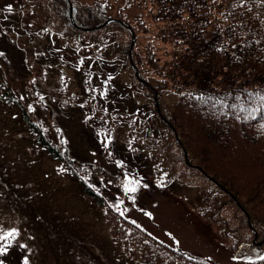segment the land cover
I'll use <instances>...</instances> for the list:
<instances>
[{
  "label": "rangeland",
  "instance_id": "rangeland-1",
  "mask_svg": "<svg viewBox=\"0 0 264 264\" xmlns=\"http://www.w3.org/2000/svg\"><path fill=\"white\" fill-rule=\"evenodd\" d=\"M40 28L42 18L34 5L24 0H0V66H4L0 73L14 98L13 104L7 103L11 101L6 88L0 98V235L12 230L17 233L2 245L6 251L0 255V262L136 264L135 258L112 242L104 217L103 205L107 202L156 237L190 253L219 264H264L262 244L244 250L246 254L259 252V259L233 254L218 226L197 210L198 191L173 180L166 154L165 159L156 155L158 173L152 170L151 137L145 136L131 151L126 142L133 139L123 137L121 141L116 135L121 142L115 138L110 148L117 158L108 157L101 137L84 122L89 116H93L94 125L100 122L97 94H80V77L66 60H80L87 72L92 65L89 57L94 53L99 69L94 66L96 70H91L98 74L96 83L102 84L104 50L101 47L97 53L74 42L71 45L64 38L56 40ZM105 73L111 77L108 84L113 89V106L131 110L142 119L148 117L145 128L165 147L171 141L170 133L152 115L137 111L146 109L149 113L150 101L142 88L133 87L131 73L124 69L116 73L106 69ZM65 75H69L68 82L63 79ZM30 92L36 99L29 97ZM162 96L168 101L177 99L168 91ZM74 100H78L80 109L72 104ZM26 105L36 119L64 130L79 160L96 161L94 175H85L87 171L76 175L74 167H59L60 162L31 152L25 135L18 130L22 119L17 118V109ZM75 166L80 169L82 164ZM126 185L136 191L126 192Z\"/></svg>",
  "mask_w": 264,
  "mask_h": 264
},
{
  "label": "trees",
  "instance_id": "trees-1",
  "mask_svg": "<svg viewBox=\"0 0 264 264\" xmlns=\"http://www.w3.org/2000/svg\"><path fill=\"white\" fill-rule=\"evenodd\" d=\"M26 1L39 8L50 32L116 48L118 62L153 99L152 113L172 133L167 150L177 177L200 188L201 212L222 227L231 248L242 252L254 237L237 200L264 238V0ZM110 18L118 20L104 25ZM155 90L178 96L169 103L159 95L161 116ZM107 220L137 264H213L113 208Z\"/></svg>",
  "mask_w": 264,
  "mask_h": 264
},
{
  "label": "snow or ice",
  "instance_id": "snow-or-ice-1",
  "mask_svg": "<svg viewBox=\"0 0 264 264\" xmlns=\"http://www.w3.org/2000/svg\"><path fill=\"white\" fill-rule=\"evenodd\" d=\"M129 184H131V182H129ZM125 191L135 192L136 189L134 187H129L128 185H126ZM16 234L17 233L15 232V230L9 231L6 235H0V240H8L10 238H14ZM21 247L24 246L21 245ZM5 251H6V246H0V255H2ZM0 264H2V262H0ZM25 264H27V261H25Z\"/></svg>",
  "mask_w": 264,
  "mask_h": 264
}]
</instances>
